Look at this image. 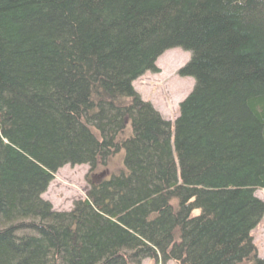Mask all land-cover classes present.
<instances>
[{
  "label": "trees",
  "instance_id": "16d2710c",
  "mask_svg": "<svg viewBox=\"0 0 264 264\" xmlns=\"http://www.w3.org/2000/svg\"><path fill=\"white\" fill-rule=\"evenodd\" d=\"M173 48L194 86L171 125L132 84ZM259 189L264 0H0V264H264Z\"/></svg>",
  "mask_w": 264,
  "mask_h": 264
},
{
  "label": "rangeland",
  "instance_id": "374dc122",
  "mask_svg": "<svg viewBox=\"0 0 264 264\" xmlns=\"http://www.w3.org/2000/svg\"><path fill=\"white\" fill-rule=\"evenodd\" d=\"M189 58L190 54L180 48L167 50L155 63L158 72L146 73L132 84L140 99L149 103L154 111L171 125L178 116L180 102L186 98L194 86L192 78L178 75L179 69L189 61ZM121 167V154H117L109 163L108 169L118 172ZM88 171L85 165L60 168L53 175L41 199L47 202L53 211L69 212L75 201L85 198L88 188L86 183ZM254 195L264 203V189L257 190ZM250 235L257 257L264 259V216ZM142 264L154 263L146 260Z\"/></svg>",
  "mask_w": 264,
  "mask_h": 264
}]
</instances>
